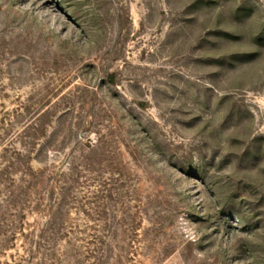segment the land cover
I'll use <instances>...</instances> for the list:
<instances>
[{
  "label": "rangeland",
  "instance_id": "obj_1",
  "mask_svg": "<svg viewBox=\"0 0 264 264\" xmlns=\"http://www.w3.org/2000/svg\"><path fill=\"white\" fill-rule=\"evenodd\" d=\"M0 264H264V0H0Z\"/></svg>",
  "mask_w": 264,
  "mask_h": 264
}]
</instances>
